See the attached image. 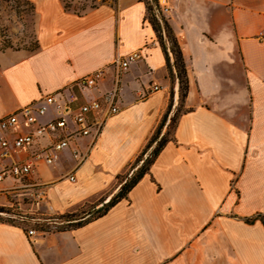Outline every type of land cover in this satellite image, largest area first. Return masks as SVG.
I'll use <instances>...</instances> for the list:
<instances>
[{
    "label": "crops",
    "instance_id": "1",
    "mask_svg": "<svg viewBox=\"0 0 264 264\" xmlns=\"http://www.w3.org/2000/svg\"><path fill=\"white\" fill-rule=\"evenodd\" d=\"M27 1L37 46L0 52V117L41 104L46 94L62 102L70 82L103 68L93 89L76 91L73 106L99 98L112 86L116 57L138 49L143 55L123 72L118 111L105 120L74 181L67 178L72 151L89 140L76 133L53 163L33 162L24 182L41 184V198L35 187L9 192L12 180L0 183V205L26 198L25 214L54 216L116 190L117 174L127 172L164 114L173 80L144 0H103L81 13L61 0ZM168 2L164 16L187 77L172 140L126 198L82 226L40 229L0 220V264H264V0ZM59 115L48 105L36 122ZM34 125L20 119L0 129V138ZM68 129L74 131L70 119ZM51 139L44 134L26 149L11 148L0 169Z\"/></svg>",
    "mask_w": 264,
    "mask_h": 264
},
{
    "label": "built area",
    "instance_id": "2",
    "mask_svg": "<svg viewBox=\"0 0 264 264\" xmlns=\"http://www.w3.org/2000/svg\"><path fill=\"white\" fill-rule=\"evenodd\" d=\"M160 12L164 15L169 9L168 0H156ZM141 50H134L124 56H118L114 59L113 82L110 89L103 93L99 98L78 103L75 107L74 102L77 99L76 91L93 89L97 82L104 77L103 68L83 75L68 85V91L64 101H58L53 94L43 96V103L38 105L26 104L18 108L17 111L0 117V129L9 130L19 125L20 119L26 125L35 124L33 129L28 132H22L11 140L6 137L0 138V160L9 157L12 149H26L33 140L44 134L52 135L50 142L38 149L30 151L24 158L18 162L10 163L0 169V183L5 179H11V183L5 187V191L13 192L22 187L36 188V195L41 198L44 190L39 183L24 182L26 177L33 171V162L43 160L46 164L53 163L59 156V152L68 145V138L72 133L88 136L89 140L84 149H74L73 170L67 175L70 181H74V171L87 159L88 153L92 149L95 140L99 136L105 120L118 111L117 99L120 88V81L123 72L128 68L130 62L142 58ZM160 87L153 85L152 89L157 90ZM76 89V90H75ZM48 105H54L60 115L44 123L36 122V115L45 113ZM68 119L74 126V131L68 129ZM20 179V183L15 182ZM27 235L35 234L33 228L26 230Z\"/></svg>",
    "mask_w": 264,
    "mask_h": 264
},
{
    "label": "trees",
    "instance_id": "3",
    "mask_svg": "<svg viewBox=\"0 0 264 264\" xmlns=\"http://www.w3.org/2000/svg\"><path fill=\"white\" fill-rule=\"evenodd\" d=\"M103 1V0H102ZM27 2V0H26ZM63 7L70 10L69 5L65 0H61ZM146 6V18L151 23L157 40L165 55L166 67L169 72L173 83H176L177 102L174 105L175 89L172 87L170 90V100L167 108L158 122L153 133L138 153L134 161L129 166L127 172L117 174L116 178L118 185L115 192L110 196L107 202L98 206L104 199H100L97 203L88 205L87 208H82L77 212H68L57 216H33L29 214L17 215L13 214L11 217L2 218L0 220L8 221L15 224L25 225L29 220L32 221L34 227L40 229H68L82 226L83 224L103 215L111 206L119 200L126 198L129 190L139 181V179L149 171L150 165L153 163L157 154L161 151L163 146L173 138V129L175 127L177 118L185 110L182 102L187 90V77L186 70L182 58V54L177 43L176 37L169 26L165 16L160 12L156 0H144ZM95 4L89 8L95 7ZM31 8L33 9L32 5ZM76 13L85 11V8L80 10L72 9ZM36 48V47H35ZM7 212L0 206V215L2 212ZM15 216V217H14ZM17 217V218H16ZM248 221H252L249 219ZM264 221V220H263ZM44 226H42V224Z\"/></svg>",
    "mask_w": 264,
    "mask_h": 264
},
{
    "label": "rangeland",
    "instance_id": "4",
    "mask_svg": "<svg viewBox=\"0 0 264 264\" xmlns=\"http://www.w3.org/2000/svg\"><path fill=\"white\" fill-rule=\"evenodd\" d=\"M70 9L80 10L88 9L92 4H99L102 0H65ZM36 15L31 8V4L26 0H0V52L22 50L29 52L37 46L36 40ZM15 199V198H14ZM14 204L4 206L9 209L8 213L2 212V218L12 217L13 214L25 215V203L27 199H21V204L18 200H14ZM19 201V202H20ZM84 206L82 208H87ZM79 208L78 210L82 209ZM78 210L74 211L77 212ZM68 213V212H66ZM64 214V213H63ZM37 216L34 214H29ZM57 216V215H54ZM53 216V217H54ZM15 217V216H14ZM47 217V216H42ZM17 218V217H16ZM45 223L42 224L44 226ZM25 225L33 226L29 220Z\"/></svg>",
    "mask_w": 264,
    "mask_h": 264
},
{
    "label": "water",
    "instance_id": "5",
    "mask_svg": "<svg viewBox=\"0 0 264 264\" xmlns=\"http://www.w3.org/2000/svg\"><path fill=\"white\" fill-rule=\"evenodd\" d=\"M177 89L175 88V93H174V105L176 104V102H177V91H176ZM115 192V191H114ZM113 192V193H114ZM112 193V194H113ZM112 194H110V195H108L107 197H105L99 204H98V206H100V205H102V204H104L105 202H107L108 201V199L110 198V196L112 195Z\"/></svg>",
    "mask_w": 264,
    "mask_h": 264
}]
</instances>
